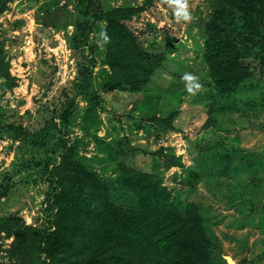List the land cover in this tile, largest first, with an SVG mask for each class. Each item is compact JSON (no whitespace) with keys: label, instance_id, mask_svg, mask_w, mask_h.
<instances>
[{"label":"rangeland","instance_id":"374dc122","mask_svg":"<svg viewBox=\"0 0 264 264\" xmlns=\"http://www.w3.org/2000/svg\"><path fill=\"white\" fill-rule=\"evenodd\" d=\"M218 1L185 0L188 21L158 10L159 19L145 13L133 18L130 24L139 38L171 59L138 94L109 86L107 46L101 37L105 23L95 27L90 36L94 97L78 96L61 129L54 127L59 121L52 112L72 91L77 76L81 53L74 52L71 39L84 15L81 0L9 3L0 15V34L16 81L10 88L0 77V193L8 188L0 197V217L47 226L53 185L46 165L59 161V142L68 141L78 159L110 186L115 202H133L122 186L120 165L151 173L170 189L182 212L188 203L198 206L213 263L227 264L230 257L235 264H264V52L256 43L243 46L254 75L220 95L204 63L207 26L221 25L215 14ZM101 4L108 11L142 2ZM237 17L242 26L244 20ZM248 22L264 30V15ZM170 46L176 50L170 52ZM185 73L201 85L192 94L181 79ZM172 113L177 116L174 131L162 133L148 122ZM165 157L180 160L182 167L169 166ZM13 241L0 235V264L15 263L9 253Z\"/></svg>","mask_w":264,"mask_h":264},{"label":"trees","instance_id":"16d2710c","mask_svg":"<svg viewBox=\"0 0 264 264\" xmlns=\"http://www.w3.org/2000/svg\"><path fill=\"white\" fill-rule=\"evenodd\" d=\"M13 1L16 0H0V15ZM139 1L141 6L107 11L102 0H81L84 15L81 21L77 20L71 39L74 52H80L81 57L72 91L52 112L59 121L55 128L61 129L69 121L78 96L94 97L96 63L90 36L101 23H105L103 33L108 37L104 42V62L110 70L109 86L115 91L143 92L156 71L170 63V55L159 52L155 44H145L130 23L144 13L155 18L163 11L174 15L176 5L170 0ZM215 14L221 25L207 26L204 63L214 88L224 95L254 75L244 58L243 46L256 43L264 52V30L248 22L264 15V0H219ZM237 15L244 20L242 26ZM175 50L170 46V52ZM6 56L0 34V77L12 88L16 80L10 75ZM176 117L172 113L148 122L166 133L174 131ZM59 145V161L46 165L53 185L47 226H29L17 217H0V235L14 238L9 252L14 264H215L210 259L211 243L203 217L195 203H188L182 212L159 177L124 164L119 168L121 182L133 202L117 203L112 199L110 186L78 159L75 147L61 140ZM165 158L171 162L169 166H181L180 160ZM7 191L6 187L0 197L6 196Z\"/></svg>","mask_w":264,"mask_h":264},{"label":"clouds","instance_id":"9594fccd","mask_svg":"<svg viewBox=\"0 0 264 264\" xmlns=\"http://www.w3.org/2000/svg\"><path fill=\"white\" fill-rule=\"evenodd\" d=\"M170 3L176 5V8L178 10L175 12V15L177 16L178 19H182L184 21L190 20V15L186 10V4L182 2V0H170ZM101 37L103 38L104 42H107L108 37L105 33L102 32ZM181 79L184 82L185 90L189 94L194 93L196 89H199L201 87L197 77L190 73H185L181 77Z\"/></svg>","mask_w":264,"mask_h":264},{"label":"water","instance_id":"95a60500","mask_svg":"<svg viewBox=\"0 0 264 264\" xmlns=\"http://www.w3.org/2000/svg\"><path fill=\"white\" fill-rule=\"evenodd\" d=\"M226 259H227V264H235V262L230 257H226Z\"/></svg>","mask_w":264,"mask_h":264}]
</instances>
